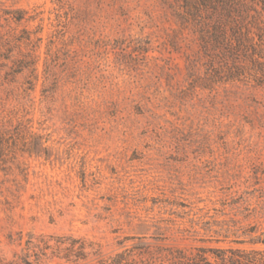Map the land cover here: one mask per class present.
Returning <instances> with one entry per match:
<instances>
[{
	"label": "rangeland",
	"instance_id": "obj_1",
	"mask_svg": "<svg viewBox=\"0 0 264 264\" xmlns=\"http://www.w3.org/2000/svg\"><path fill=\"white\" fill-rule=\"evenodd\" d=\"M173 9L0 0V261L264 250V33L213 83Z\"/></svg>",
	"mask_w": 264,
	"mask_h": 264
},
{
	"label": "trees",
	"instance_id": "obj_2",
	"mask_svg": "<svg viewBox=\"0 0 264 264\" xmlns=\"http://www.w3.org/2000/svg\"><path fill=\"white\" fill-rule=\"evenodd\" d=\"M172 2L177 22L193 27L200 38L210 39L211 81L220 83L237 80L241 75L239 55L246 38L251 35V30L264 33V0ZM21 19L22 17H17L16 21ZM256 243L264 246V239L257 238ZM161 255L167 264H264V250L254 249L217 248L196 250V253L170 249L164 250ZM123 261L120 256L118 264H123ZM0 264L35 263L24 257L18 262L0 261Z\"/></svg>",
	"mask_w": 264,
	"mask_h": 264
}]
</instances>
